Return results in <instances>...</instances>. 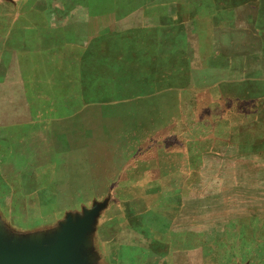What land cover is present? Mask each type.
I'll return each mask as SVG.
<instances>
[{
	"label": "rangeland",
	"instance_id": "374dc122",
	"mask_svg": "<svg viewBox=\"0 0 264 264\" xmlns=\"http://www.w3.org/2000/svg\"><path fill=\"white\" fill-rule=\"evenodd\" d=\"M29 119L79 174L204 151L167 236L264 264V0H0V121Z\"/></svg>",
	"mask_w": 264,
	"mask_h": 264
},
{
	"label": "crops",
	"instance_id": "0c3cea01",
	"mask_svg": "<svg viewBox=\"0 0 264 264\" xmlns=\"http://www.w3.org/2000/svg\"><path fill=\"white\" fill-rule=\"evenodd\" d=\"M43 126L31 119L0 121V227L8 236L50 233L67 215L100 205L90 236L98 262L195 264L204 258L203 242L190 246L178 232L174 246L167 236L173 208L183 204L184 187L205 178L188 171L204 167V151L180 153L170 163V172L156 169L110 178L109 167L91 162L79 174L67 154L55 152L52 143L46 145ZM152 163L157 165L154 159Z\"/></svg>",
	"mask_w": 264,
	"mask_h": 264
},
{
	"label": "water",
	"instance_id": "95a60500",
	"mask_svg": "<svg viewBox=\"0 0 264 264\" xmlns=\"http://www.w3.org/2000/svg\"><path fill=\"white\" fill-rule=\"evenodd\" d=\"M101 206L67 215L43 235L8 236L0 227V264H98L90 236Z\"/></svg>",
	"mask_w": 264,
	"mask_h": 264
}]
</instances>
